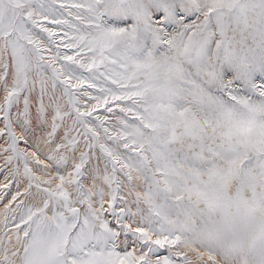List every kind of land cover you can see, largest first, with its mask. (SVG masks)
Instances as JSON below:
<instances>
[{
  "label": "snow or ice",
  "instance_id": "snow-or-ice-1",
  "mask_svg": "<svg viewBox=\"0 0 264 264\" xmlns=\"http://www.w3.org/2000/svg\"><path fill=\"white\" fill-rule=\"evenodd\" d=\"M0 264H264V0H0Z\"/></svg>",
  "mask_w": 264,
  "mask_h": 264
}]
</instances>
